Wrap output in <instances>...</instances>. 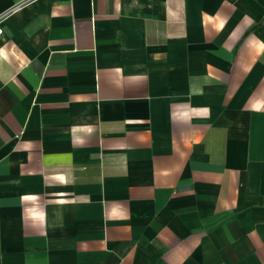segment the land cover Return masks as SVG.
<instances>
[{
  "label": "crops",
  "instance_id": "obj_1",
  "mask_svg": "<svg viewBox=\"0 0 264 264\" xmlns=\"http://www.w3.org/2000/svg\"><path fill=\"white\" fill-rule=\"evenodd\" d=\"M0 264H264V0H0Z\"/></svg>",
  "mask_w": 264,
  "mask_h": 264
},
{
  "label": "built area",
  "instance_id": "obj_2",
  "mask_svg": "<svg viewBox=\"0 0 264 264\" xmlns=\"http://www.w3.org/2000/svg\"><path fill=\"white\" fill-rule=\"evenodd\" d=\"M24 2H29V1H32V0H23ZM2 30L0 28V34H1Z\"/></svg>",
  "mask_w": 264,
  "mask_h": 264
}]
</instances>
